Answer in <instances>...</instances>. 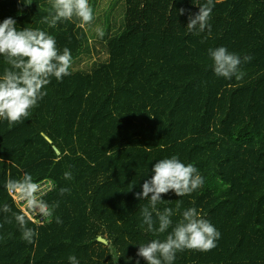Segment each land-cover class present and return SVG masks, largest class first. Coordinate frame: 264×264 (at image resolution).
Returning a JSON list of instances; mask_svg holds the SVG:
<instances>
[{
	"label": "trees",
	"instance_id": "trees-1",
	"mask_svg": "<svg viewBox=\"0 0 264 264\" xmlns=\"http://www.w3.org/2000/svg\"><path fill=\"white\" fill-rule=\"evenodd\" d=\"M121 1L123 17L110 12L100 38L91 29L98 0L84 27L42 22L49 0H0V22L47 31L73 57L71 75L52 78L29 118L0 119V207L11 208L0 212V264H69L73 255L79 264H136L139 244L157 238L142 227L149 201L136 193L172 155L205 182L182 197L162 194L158 209L172 208L175 224L195 207L221 234L214 249L178 252L174 264H264V0H214L211 32L198 35L188 12L178 13L198 12L197 0ZM220 46L252 57L239 66L242 79L214 74L208 49ZM5 67L0 56V74ZM24 172L52 181L42 198L59 202L51 222L36 215L27 224L34 244L22 240L12 216L21 207L3 187Z\"/></svg>",
	"mask_w": 264,
	"mask_h": 264
},
{
	"label": "clouds",
	"instance_id": "clouds-1",
	"mask_svg": "<svg viewBox=\"0 0 264 264\" xmlns=\"http://www.w3.org/2000/svg\"><path fill=\"white\" fill-rule=\"evenodd\" d=\"M49 3L51 10L42 21L49 27L74 18L84 27L95 19L89 0H49ZM193 4L199 7L195 14L191 10L178 9L180 15L188 12V31L198 35L207 29L210 33L209 21L214 0H206L205 3L197 0ZM95 31L100 38L105 35L100 26ZM208 55L214 74L227 80L233 77L242 79L244 73L239 66L252 59L245 55L242 61L240 55L230 52L224 46L208 49ZM0 56L8 65L0 74V119L6 120L9 126L30 117L31 110L47 95L46 87L52 78L62 81L65 76L71 75L73 57L68 47L60 49L55 37L40 28H18L17 21L12 17L0 22ZM151 173V177L144 180L142 191L136 193V198L149 201L141 209L142 227L146 225V230L157 238L139 244L136 264H140L139 258L146 261V264H174L178 252H207L214 249L221 234L195 207L183 211L181 219L175 224L171 219L175 215L172 208L165 207L161 211L157 207L163 200L162 194L173 192L177 197H182L201 188L205 181L197 168L191 163L185 164L177 155H172L158 160L152 166ZM72 178L71 172L64 173V179ZM3 187L14 201L23 203L20 211L12 213V216L19 226L22 240L34 244L38 232L27 227V224L34 215L48 218V222H51L59 202L49 204L45 201L41 195V185L28 172H24L20 178H12L9 174ZM69 191L68 188L59 189L61 196ZM176 208L178 211L179 203ZM0 212L9 213L11 208L5 203L0 207ZM8 222L11 223V220ZM56 223L61 224L62 220L56 217ZM162 234H166L164 239L159 238ZM68 261L69 264H79L74 255L69 256Z\"/></svg>",
	"mask_w": 264,
	"mask_h": 264
},
{
	"label": "rangeland",
	"instance_id": "rangeland-1",
	"mask_svg": "<svg viewBox=\"0 0 264 264\" xmlns=\"http://www.w3.org/2000/svg\"><path fill=\"white\" fill-rule=\"evenodd\" d=\"M124 10H125V6L121 0H98V7L96 10L97 19L91 28L92 31H95L97 26H100L101 28L103 27L105 19L110 16V12H112L113 15H117L120 13L117 16V19L119 21L121 19V16L123 17ZM105 14L106 17L104 18ZM115 22L117 23V21Z\"/></svg>",
	"mask_w": 264,
	"mask_h": 264
},
{
	"label": "built area",
	"instance_id": "built-area-1",
	"mask_svg": "<svg viewBox=\"0 0 264 264\" xmlns=\"http://www.w3.org/2000/svg\"><path fill=\"white\" fill-rule=\"evenodd\" d=\"M39 184L41 185V195H45V194L51 192L55 187V185L52 181L40 182ZM15 203L17 205H19L21 208L23 207L22 202L15 201ZM35 217H36V215L33 216L32 220H35Z\"/></svg>",
	"mask_w": 264,
	"mask_h": 264
},
{
	"label": "water",
	"instance_id": "water-1",
	"mask_svg": "<svg viewBox=\"0 0 264 264\" xmlns=\"http://www.w3.org/2000/svg\"><path fill=\"white\" fill-rule=\"evenodd\" d=\"M46 136H47V138H48L51 142L53 141L48 135H46ZM99 240H100L101 242L105 243V244H108V243H109V241H108L107 239L103 238V237H99Z\"/></svg>",
	"mask_w": 264,
	"mask_h": 264
}]
</instances>
